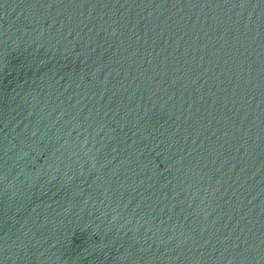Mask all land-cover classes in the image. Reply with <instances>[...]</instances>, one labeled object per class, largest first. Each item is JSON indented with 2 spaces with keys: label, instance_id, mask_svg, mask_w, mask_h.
<instances>
[{
  "label": "water",
  "instance_id": "water-1",
  "mask_svg": "<svg viewBox=\"0 0 264 264\" xmlns=\"http://www.w3.org/2000/svg\"><path fill=\"white\" fill-rule=\"evenodd\" d=\"M0 264H264V0H0Z\"/></svg>",
  "mask_w": 264,
  "mask_h": 264
}]
</instances>
